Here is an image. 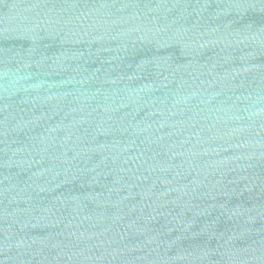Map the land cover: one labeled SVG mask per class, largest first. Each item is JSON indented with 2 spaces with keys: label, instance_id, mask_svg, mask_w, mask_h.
I'll return each instance as SVG.
<instances>
[{
  "label": "water",
  "instance_id": "water-1",
  "mask_svg": "<svg viewBox=\"0 0 264 264\" xmlns=\"http://www.w3.org/2000/svg\"><path fill=\"white\" fill-rule=\"evenodd\" d=\"M0 264H264V0H0Z\"/></svg>",
  "mask_w": 264,
  "mask_h": 264
}]
</instances>
